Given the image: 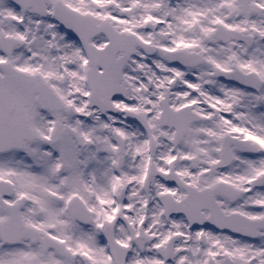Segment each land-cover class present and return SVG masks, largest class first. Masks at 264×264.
I'll return each mask as SVG.
<instances>
[{
	"label": "snow or ice",
	"instance_id": "1",
	"mask_svg": "<svg viewBox=\"0 0 264 264\" xmlns=\"http://www.w3.org/2000/svg\"><path fill=\"white\" fill-rule=\"evenodd\" d=\"M0 264H264V0H0Z\"/></svg>",
	"mask_w": 264,
	"mask_h": 264
}]
</instances>
